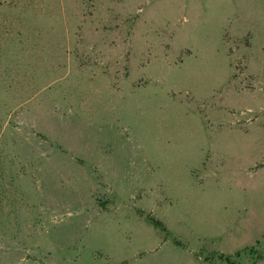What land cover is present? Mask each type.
I'll use <instances>...</instances> for the list:
<instances>
[{
	"label": "rangeland",
	"instance_id": "374dc122",
	"mask_svg": "<svg viewBox=\"0 0 264 264\" xmlns=\"http://www.w3.org/2000/svg\"><path fill=\"white\" fill-rule=\"evenodd\" d=\"M0 264H264V0H0Z\"/></svg>",
	"mask_w": 264,
	"mask_h": 264
},
{
	"label": "trees",
	"instance_id": "16d2710c",
	"mask_svg": "<svg viewBox=\"0 0 264 264\" xmlns=\"http://www.w3.org/2000/svg\"><path fill=\"white\" fill-rule=\"evenodd\" d=\"M151 223H152L153 225H155V226L162 227V226H161V223H160L158 220H153V219H151Z\"/></svg>",
	"mask_w": 264,
	"mask_h": 264
}]
</instances>
